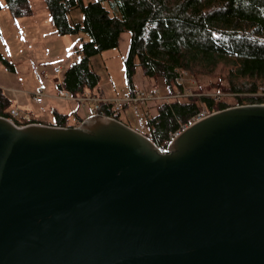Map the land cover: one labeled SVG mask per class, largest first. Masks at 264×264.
<instances>
[{"label": "water", "instance_id": "water-1", "mask_svg": "<svg viewBox=\"0 0 264 264\" xmlns=\"http://www.w3.org/2000/svg\"><path fill=\"white\" fill-rule=\"evenodd\" d=\"M0 264H264V104L210 113L165 153L114 118L0 116Z\"/></svg>", "mask_w": 264, "mask_h": 264}, {"label": "trees", "instance_id": "trees-1", "mask_svg": "<svg viewBox=\"0 0 264 264\" xmlns=\"http://www.w3.org/2000/svg\"><path fill=\"white\" fill-rule=\"evenodd\" d=\"M43 2L54 33L75 36L79 42L77 59L61 72L60 84L55 83L58 91H95L99 75L91 68V57L117 48L120 34L129 33L123 61L127 91L133 94L139 87L133 80L138 69L142 79L169 97L148 106L150 138L161 149L201 112L264 104V0ZM0 5L13 18L32 13L29 0H0ZM74 9L81 20L70 23L68 15ZM0 59L8 65L1 55ZM182 70L205 84L185 95L187 85L178 80ZM10 104L0 88L1 117H8ZM96 112L121 121V113L110 104L100 103ZM31 120L39 122L33 115ZM82 120L76 116L69 124L68 115L53 110V121L46 124L73 127Z\"/></svg>", "mask_w": 264, "mask_h": 264}, {"label": "rangeland", "instance_id": "rangeland-1", "mask_svg": "<svg viewBox=\"0 0 264 264\" xmlns=\"http://www.w3.org/2000/svg\"><path fill=\"white\" fill-rule=\"evenodd\" d=\"M93 1L95 0H82L83 4ZM29 4L32 13L28 17L13 18L6 7L0 10V55L8 63L7 65L0 59V88L10 100V105H18L21 110L33 114L36 120L52 122L55 110L68 115L69 124H74L76 116L86 118L91 114V105L75 103L73 99H54V90L50 93L47 91L54 86L53 69L60 65L63 71L77 59L75 49L79 42L75 36H59L54 33L43 0H29ZM68 20L70 23L79 22L80 11H71ZM129 40V33L124 31L120 34L117 48L91 57V68L99 75L100 87L92 95L112 101L127 91L123 61ZM184 79L188 95L193 94V87L205 84L195 82L187 73ZM133 80L144 91L153 88L151 82L142 79L138 69ZM41 87L46 88L47 91L44 92L51 98H45L44 103L39 105L34 101L33 94ZM163 95L160 90L161 98L152 102L169 99ZM119 119L132 127L136 124L127 108L121 112Z\"/></svg>", "mask_w": 264, "mask_h": 264}, {"label": "built area", "instance_id": "built-area-1", "mask_svg": "<svg viewBox=\"0 0 264 264\" xmlns=\"http://www.w3.org/2000/svg\"><path fill=\"white\" fill-rule=\"evenodd\" d=\"M54 73L56 75L60 74V68L57 67L54 69ZM179 77L178 80L180 83H183L185 81L184 76L186 75L185 71H179ZM159 93L156 89L151 90L149 92H144L142 90H136L133 94L127 93L123 95L122 97L116 98L112 101L106 100L103 98H99L98 96L92 95L90 92H83L75 97L69 95L67 92H61L60 98L61 99H73L75 102H90L93 104V113L98 109V106L100 103H107L111 105V108L114 111H120L125 105H129L132 110V114L135 118L136 124L134 127H131L134 131L139 133L140 135L146 137L150 141V134H151V128L146 124V117H147V111L145 109V106L147 102L151 100H157L161 97H159ZM45 96L44 92L42 90H39L36 94H34V101L36 103H41L42 98ZM164 97H168L163 95ZM208 114L205 112L199 113L195 118L192 119L191 122H195L197 120H200L204 117H206ZM8 120L11 121L15 126L17 127H23L30 124L31 117L28 113L25 111H22L18 109L17 107H12L9 109L8 112ZM182 127L177 133H175L171 138H173L175 135H177L183 128ZM153 142V141H152ZM161 153H165V149L159 148Z\"/></svg>", "mask_w": 264, "mask_h": 264}, {"label": "crops", "instance_id": "crops-1", "mask_svg": "<svg viewBox=\"0 0 264 264\" xmlns=\"http://www.w3.org/2000/svg\"><path fill=\"white\" fill-rule=\"evenodd\" d=\"M59 66H60V65H59ZM44 90L47 91L46 88H44ZM52 90H53V85H52L51 88H48V91H47V92L50 93V92H52ZM53 92H54V91H53ZM125 92H126V91H125ZM43 103H44V100H43L42 104H43ZM42 104H41V105H42ZM16 106H18V105H16ZM18 107H19V106H18ZM45 123H48V122H45Z\"/></svg>", "mask_w": 264, "mask_h": 264}, {"label": "snow or ice", "instance_id": "snow-or-ice-1", "mask_svg": "<svg viewBox=\"0 0 264 264\" xmlns=\"http://www.w3.org/2000/svg\"><path fill=\"white\" fill-rule=\"evenodd\" d=\"M0 6H2V5H0Z\"/></svg>", "mask_w": 264, "mask_h": 264}]
</instances>
